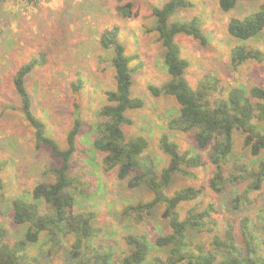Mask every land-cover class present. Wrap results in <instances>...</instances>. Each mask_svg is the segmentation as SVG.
I'll list each match as a JSON object with an SVG mask.
<instances>
[{
  "label": "rangeland",
  "instance_id": "1",
  "mask_svg": "<svg viewBox=\"0 0 264 264\" xmlns=\"http://www.w3.org/2000/svg\"><path fill=\"white\" fill-rule=\"evenodd\" d=\"M167 0H5L0 4V161L5 166L0 173L3 183L0 189V225L7 231L9 241L21 239L26 225H16L11 221L9 209L11 201L18 197L32 202L28 195L37 183H51L50 169L59 167L60 160L53 156L49 147L35 145L34 132L20 111L17 93L12 78L16 70L29 60L42 59V65L33 69L25 78V87L31 97V111L41 119L47 135L61 148H66V135L73 122V104H78L82 121L75 141L76 151L72 155L69 175L75 179L70 189L75 204L73 212H93V226L101 233L95 238V245L114 244L118 251L124 250L122 238L127 234H144L151 243L148 264L154 257L165 259L168 247L156 248L154 240L169 232L167 219L161 214L164 206H155L140 220L134 216L122 215L128 204L149 201L151 192L145 184L134 189L127 187V181L116 177V170L105 171L103 155L92 148L95 126L102 122L100 108L106 103L105 92L114 89V70L111 65L112 53L99 45L101 33L118 26L119 41L128 55L137 54L138 60L131 63V94L143 100V106L128 110L125 117L129 124L121 126L127 137L143 136L148 141L146 154L150 156L158 172L168 164V157L159 147V137L169 133L180 151L199 150L192 133L168 130L167 122L178 112V105L171 96H153L149 86H160L169 76L163 63V47L154 31L155 18L152 6H161ZM190 7L179 9L171 20L197 17L206 38V44L186 35H177L176 43L181 57L189 63L185 71L188 84L195 90L204 76L217 77L224 93L232 86H243L246 90L253 86L264 87V60L247 61L234 69L229 62L231 49L236 45L264 51V37L238 42L227 33V23L231 17L242 18L255 12L261 0H237L229 12L219 9L217 0H188ZM130 2L134 17L121 18L116 7ZM80 80L81 89L75 92L71 84ZM255 123L264 129V123ZM167 133V134H168ZM264 161V150L258 158H252L249 149L243 145V135L233 133V151L228 167L232 171L236 165L248 167ZM211 166L192 170L194 177L176 175L167 189V194L191 186L205 185L211 175ZM249 181H237L215 195L207 188L204 195L194 202L182 203L178 207L180 218L195 206L202 210L210 201L215 204L212 213L214 232L222 233L225 222L236 226V236H240L239 220L247 216L257 227H264V181L261 189L249 192L237 211H233L230 199L245 191ZM264 238V231H257ZM212 233L188 232L192 243H207ZM241 241V240H240ZM45 255L47 245L42 242L29 247L31 255L39 253L40 264H67L65 251Z\"/></svg>",
  "mask_w": 264,
  "mask_h": 264
},
{
  "label": "trees",
  "instance_id": "2",
  "mask_svg": "<svg viewBox=\"0 0 264 264\" xmlns=\"http://www.w3.org/2000/svg\"><path fill=\"white\" fill-rule=\"evenodd\" d=\"M4 1L0 0V4ZM236 2L217 0L223 12L231 11ZM190 6L188 0H167L161 6L151 7L155 18L154 31L164 50L163 63L169 79L158 87L149 86L148 90L153 96L164 95L175 99L178 112L167 122V129L192 133L196 147L206 152L205 157L188 150L181 152L169 133H162L158 143L169 161L158 172L153 159L145 153L147 139L143 136L127 137L123 132L121 126L130 123L125 112L141 108L143 100L131 94L132 73L141 67L140 62L135 68L131 67V63L139 57L137 54H126L119 41L118 26L104 30L99 37L100 47L112 53L114 89L105 92L106 103L99 110L102 122L95 126L92 148L103 155L105 171L116 170V177L127 181L130 189L145 184L152 194L149 201L126 205L121 212L123 216H134L140 220L142 214H148L155 206H164L161 217L167 219L169 232L158 236L153 245L169 249L164 260L154 257L153 264H264V238L257 235V231H264V227H257L249 217L239 220L241 237H237L235 224L228 220L221 234L214 232L215 222L211 215L216 213V208L211 201L202 210L195 206L188 209L183 219L178 212L180 204L199 200L206 188L219 195L238 180L249 181L245 191L229 201L231 210L237 211L246 195L260 190L264 181V161H256L251 168L244 164L236 165L228 177L223 172L232 155L235 131L243 135V145L249 149L252 158H258L264 150V129L255 123L256 119L264 123V87L253 86L246 90L243 86H232L223 94L220 80L211 75L204 76L195 90L188 84L185 71L189 63L181 57L175 37L181 34L190 36L202 45L206 44V38L199 18L174 21L171 18L179 9ZM116 11L121 18L129 19L135 15L130 2L118 5ZM226 29L238 42L264 37V0L255 12L242 18L231 17ZM263 60L264 51L243 45L234 46L229 56L234 69L247 61ZM42 63V59L33 58L21 65L12 83L20 111L33 129L36 147H49L53 156L60 160V165L49 170L53 182L37 183L32 188L28 194L32 202L18 197L11 201V221L16 225H26V231L21 239L9 241L7 231L0 225V264H40L39 253L31 255L29 251V247L40 242L48 247L46 256L67 247L64 254L67 264H148L151 243L144 234L125 235L122 238L123 251H118L114 244L96 246L95 238L101 230L93 226L94 213L73 212L75 200L70 189L75 179L69 171L72 155L76 151V137L82 126L79 106L73 104V122L66 135V148L61 149L47 135L44 122L32 113L31 97L25 87L26 76ZM79 81L71 84L75 92L81 89ZM206 163L212 170L205 185L187 186L167 194L174 176L194 177L192 170ZM4 166L0 161V173ZM2 187L0 178V189ZM258 218V222L264 219L262 215ZM189 231H206L212 236L207 243H192L188 239Z\"/></svg>",
  "mask_w": 264,
  "mask_h": 264
}]
</instances>
